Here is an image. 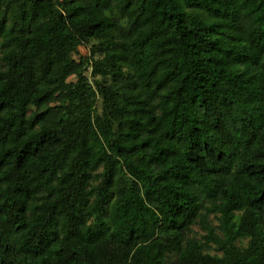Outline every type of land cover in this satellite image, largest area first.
<instances>
[{
	"label": "trees",
	"instance_id": "16d2710c",
	"mask_svg": "<svg viewBox=\"0 0 264 264\" xmlns=\"http://www.w3.org/2000/svg\"><path fill=\"white\" fill-rule=\"evenodd\" d=\"M0 264H264V0H0Z\"/></svg>",
	"mask_w": 264,
	"mask_h": 264
}]
</instances>
